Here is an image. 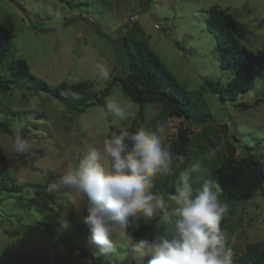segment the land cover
Wrapping results in <instances>:
<instances>
[{"label":"rangeland","instance_id":"rangeland-1","mask_svg":"<svg viewBox=\"0 0 264 264\" xmlns=\"http://www.w3.org/2000/svg\"><path fill=\"white\" fill-rule=\"evenodd\" d=\"M212 5L243 24L237 37L244 49L262 63L254 88L243 92L236 101L222 100L204 87L206 78L225 86L234 76L220 67L216 41L207 28V10ZM20 7L38 28L53 31H35ZM141 7L130 23L132 14ZM76 16L93 21L113 39L121 31L124 36L137 21L142 30L137 38L147 43L191 96L189 109L194 118L169 116L154 122L162 105L133 101L118 82L103 104L81 112L68 110L51 94L37 91L28 83L22 82L19 87L10 84L8 91L0 90V119H10L12 129L23 124V135L31 142L29 152L17 154L11 136L0 130V148L9 164L0 180H13L21 185L19 189L0 192V264L143 261L146 255L141 257L134 251L138 241L133 238L113 237L117 257L99 254L83 223V216L87 215L84 200L58 184L59 176L75 166L82 150L101 146L107 139L109 126H130L139 110L146 130H155L160 122L165 124L163 142L168 147L180 128L188 129L190 153L173 159L169 171L154 179L152 191L163 195L170 206L174 202L169 197L180 186V173L191 164H201V171L192 174L198 187L201 178L208 176L216 161L226 155L227 141L236 156L248 152L264 166V0H147L146 5L141 0H0V22L11 45L1 65L5 60L23 58L31 74L50 86L71 83L69 78L75 77L78 81L92 80L97 92L109 81L99 78L97 63L110 67L111 77L126 75L133 46L126 47L122 42L115 45L80 20L59 28ZM108 98L131 104L126 120L104 114ZM240 102L250 107L243 110L238 107ZM204 115L208 118L194 123L195 118ZM220 201L228 206V202ZM147 220L165 230L160 215ZM222 220L221 228L233 249V259L244 252L246 244L264 241V188L234 213L228 206Z\"/></svg>","mask_w":264,"mask_h":264},{"label":"clouds","instance_id":"clouds-1","mask_svg":"<svg viewBox=\"0 0 264 264\" xmlns=\"http://www.w3.org/2000/svg\"><path fill=\"white\" fill-rule=\"evenodd\" d=\"M95 69L101 80H110L111 69L106 64L97 63ZM69 80L78 82L75 77ZM130 108L129 103L108 98L104 114L123 121ZM23 127L15 125L12 130V148L17 154L31 148ZM165 134L163 122L155 130L121 127L101 146L82 150L75 166L59 176L58 184L84 200L87 215L83 223L101 255L118 256L113 237L130 239L127 230L136 218L160 215L165 230L140 239L134 247L141 257H151L148 264H233L234 252L221 228L228 206L219 199V185L210 176L201 178L198 187L193 183L192 174L201 171V164H191L180 173L177 193L169 197L173 206L152 191L154 179L172 164V153L163 142Z\"/></svg>","mask_w":264,"mask_h":264},{"label":"trees","instance_id":"trees-1","mask_svg":"<svg viewBox=\"0 0 264 264\" xmlns=\"http://www.w3.org/2000/svg\"><path fill=\"white\" fill-rule=\"evenodd\" d=\"M206 23L209 32L216 41L220 67L230 70L234 76L225 86L206 78L204 87L207 86V89L218 94L222 100L236 101L243 92L254 88L255 77L262 65L261 60L244 49L237 37L243 24L230 13L212 5L207 10ZM141 33L142 30L137 21L126 30L125 35L122 36V44L126 47L132 45L134 48V51L129 55V71L120 78L112 76L100 92L94 90L92 80H82L76 83L61 82L56 86H50L31 74L28 64L23 58L5 60L1 65L0 75L9 85L13 84L19 87L23 82L28 83L37 91L47 92L68 110L76 112H81L89 106L103 104L105 97L110 94L112 86L118 82L123 92L133 101L139 104L158 103L162 105L159 114L152 120L154 122L159 118L169 116L194 118L189 109V104L192 101L191 96L176 81L173 74L165 68L161 59L147 43L137 38ZM0 41L8 55L11 47L10 37L1 22ZM238 107L245 110L250 105L240 102ZM206 118H208L206 115L197 117L194 123L198 124ZM5 120L0 119V130L12 137L13 129L10 126V119ZM141 126L145 128L144 116L139 110L133 117L130 126L126 128L136 131ZM120 128L109 126L107 139L110 138L112 132H118ZM208 143L213 148L215 147L211 141ZM189 144L188 129L180 128L176 133L175 140L169 145L172 161L189 154ZM227 146L226 155L216 161L214 169L205 178L210 176L217 181L219 198L228 202L231 213H234L245 202L251 200L258 190L264 188V166L259 164L256 157L248 152L241 157L236 156L229 141H227ZM8 167L7 158L0 148V178ZM20 187L21 185L13 180H0V192ZM169 187L174 190L173 185ZM222 222L223 220L221 224ZM127 231L130 238L139 241L151 238L158 231L162 232L163 229L145 217H138ZM150 258L146 255L140 264H148ZM233 264H264V241L246 244L244 252L233 259Z\"/></svg>","mask_w":264,"mask_h":264},{"label":"water","instance_id":"water-1","mask_svg":"<svg viewBox=\"0 0 264 264\" xmlns=\"http://www.w3.org/2000/svg\"><path fill=\"white\" fill-rule=\"evenodd\" d=\"M143 1V5L147 4V0H142ZM143 8L141 7L139 10L135 11L132 16H131V19H130V23L132 22V19L138 14V12H140ZM20 10L22 12V14L24 15V17L27 18L28 20V23L30 25L31 28H33L35 31L37 32H48V31H53V30H45V29H40L38 28L36 25H34L31 20L28 18L27 16V13L20 7ZM77 20H80V21H83L85 23H87L88 25L92 26L97 32H99L100 34H102L109 42L113 43V44H118L120 42H122V31L120 33V36L117 38V39H113L111 37H109L105 32L104 30L99 27L97 24H95L93 21L87 19V18H84L82 16H76V17H71L69 18L68 20H66L63 25H61L59 28H62V27H65L67 26L68 24L74 22V21H77ZM5 55V49L4 47L2 46L1 44V41H0V66H1V62H2V59ZM10 88V85L5 82L1 77H0V90L5 92V91H8Z\"/></svg>","mask_w":264,"mask_h":264},{"label":"flooded vegetation","instance_id":"flooded-vegetation-1","mask_svg":"<svg viewBox=\"0 0 264 264\" xmlns=\"http://www.w3.org/2000/svg\"><path fill=\"white\" fill-rule=\"evenodd\" d=\"M142 1V0H141Z\"/></svg>","mask_w":264,"mask_h":264}]
</instances>
